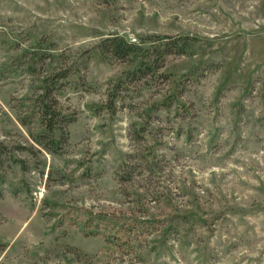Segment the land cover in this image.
Wrapping results in <instances>:
<instances>
[{
	"label": "rangeland",
	"instance_id": "374dc122",
	"mask_svg": "<svg viewBox=\"0 0 264 264\" xmlns=\"http://www.w3.org/2000/svg\"><path fill=\"white\" fill-rule=\"evenodd\" d=\"M111 33L187 49L125 79ZM0 264H264V0H0Z\"/></svg>",
	"mask_w": 264,
	"mask_h": 264
},
{
	"label": "trees",
	"instance_id": "16d2710c",
	"mask_svg": "<svg viewBox=\"0 0 264 264\" xmlns=\"http://www.w3.org/2000/svg\"><path fill=\"white\" fill-rule=\"evenodd\" d=\"M143 38L148 39L147 45L143 44L146 41ZM143 38L133 41L125 39L117 33H111L98 39L93 45V52L106 61L118 59L130 63L136 62V65L124 72L123 78L139 79L146 75L155 74L157 68L162 65L166 54L185 52L187 49L185 37L152 34ZM36 56L39 54L33 55L32 58L35 60ZM27 67L31 69L32 66L29 63ZM69 81V69L67 68L50 72L41 78V91L37 101L42 130L37 131L32 137L50 151H56L60 145L59 142L62 141L59 137L53 136L54 128L62 119L59 110H57L55 95L61 92L62 85L69 83ZM126 168L128 167L126 166ZM127 171L129 169L124 172L128 173Z\"/></svg>",
	"mask_w": 264,
	"mask_h": 264
}]
</instances>
